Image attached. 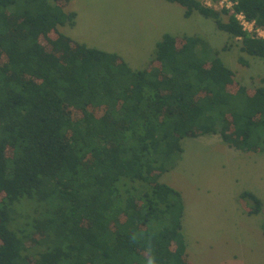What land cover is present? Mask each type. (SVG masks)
Wrapping results in <instances>:
<instances>
[{
	"label": "trees",
	"instance_id": "16d2710c",
	"mask_svg": "<svg viewBox=\"0 0 264 264\" xmlns=\"http://www.w3.org/2000/svg\"><path fill=\"white\" fill-rule=\"evenodd\" d=\"M69 1L0 0V264H191L182 194L161 178L185 138L218 134L264 153V87L236 83L198 36L179 46L163 35L148 67L134 70L61 34L75 24ZM165 1L264 59V38L237 17L264 28V0H237L233 13ZM239 197L261 213L255 194ZM19 205L38 215L27 227H14Z\"/></svg>",
	"mask_w": 264,
	"mask_h": 264
},
{
	"label": "rangeland",
	"instance_id": "374dc122",
	"mask_svg": "<svg viewBox=\"0 0 264 264\" xmlns=\"http://www.w3.org/2000/svg\"><path fill=\"white\" fill-rule=\"evenodd\" d=\"M203 1L215 10L233 13L236 0ZM72 6L78 8L80 29L91 28L95 41L104 39L106 46L122 49L134 70L148 67L163 35L177 37L179 46L183 36H198L235 72L236 83L249 92L264 87V59L242 52L240 41L219 30L211 19L197 12L185 17V9L179 4L165 0H73ZM222 17L227 21V16ZM245 29L264 38V28L248 23ZM59 30L81 44L68 25ZM181 144V158L161 181L182 194L188 261L264 264V153L241 152L218 134L185 138ZM244 191L261 199V213L250 215L245 211L239 197ZM18 209L14 227H27L38 216L31 207L19 205ZM34 241L35 237L28 245ZM40 248L44 250V246Z\"/></svg>",
	"mask_w": 264,
	"mask_h": 264
},
{
	"label": "crops",
	"instance_id": "0c3cea01",
	"mask_svg": "<svg viewBox=\"0 0 264 264\" xmlns=\"http://www.w3.org/2000/svg\"><path fill=\"white\" fill-rule=\"evenodd\" d=\"M73 0H70L68 9L66 10V12H74L76 14V18H75V24L74 25H69V28L73 29L71 34L74 38H76L81 44L86 45L89 48H96L108 53H113V54H117L119 56H121L123 58V60L127 62V55L125 54V52L122 51V49H114V48H110L108 46H106L104 44L105 40H99V41H95V34L93 33L92 38H91V28H88V31L86 30H82L80 29V26L82 25V22L80 23V18H79V12L77 11V9L75 7L72 6ZM65 25V26H66ZM64 27V26H63ZM94 39V40H93ZM127 50V49H126ZM187 256L188 253L186 252ZM191 264H197V262H195V260H191L190 261Z\"/></svg>",
	"mask_w": 264,
	"mask_h": 264
},
{
	"label": "built area",
	"instance_id": "2783aa9c",
	"mask_svg": "<svg viewBox=\"0 0 264 264\" xmlns=\"http://www.w3.org/2000/svg\"><path fill=\"white\" fill-rule=\"evenodd\" d=\"M236 1H237V0H236ZM236 1H235V3H236ZM235 3L233 4V6L235 5ZM232 9H233V8H232ZM237 17H238V19L240 20L241 24H242L244 27H245L246 24L250 23V22H248V21L245 19V17H244L243 15H238Z\"/></svg>",
	"mask_w": 264,
	"mask_h": 264
},
{
	"label": "clouds",
	"instance_id": "9594fccd",
	"mask_svg": "<svg viewBox=\"0 0 264 264\" xmlns=\"http://www.w3.org/2000/svg\"><path fill=\"white\" fill-rule=\"evenodd\" d=\"M148 264H154V260L153 259H150Z\"/></svg>",
	"mask_w": 264,
	"mask_h": 264
}]
</instances>
